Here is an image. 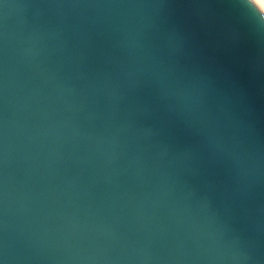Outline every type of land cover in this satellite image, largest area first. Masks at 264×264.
Returning <instances> with one entry per match:
<instances>
[{
    "label": "water",
    "instance_id": "1",
    "mask_svg": "<svg viewBox=\"0 0 264 264\" xmlns=\"http://www.w3.org/2000/svg\"><path fill=\"white\" fill-rule=\"evenodd\" d=\"M0 264H264V17L0 0Z\"/></svg>",
    "mask_w": 264,
    "mask_h": 264
},
{
    "label": "snow or ice",
    "instance_id": "2",
    "mask_svg": "<svg viewBox=\"0 0 264 264\" xmlns=\"http://www.w3.org/2000/svg\"><path fill=\"white\" fill-rule=\"evenodd\" d=\"M248 4L264 17V0H247Z\"/></svg>",
    "mask_w": 264,
    "mask_h": 264
}]
</instances>
